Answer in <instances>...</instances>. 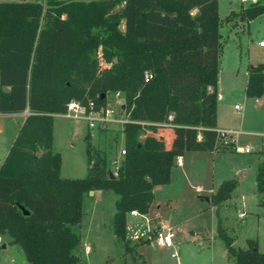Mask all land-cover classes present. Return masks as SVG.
<instances>
[{
    "label": "trees",
    "instance_id": "1",
    "mask_svg": "<svg viewBox=\"0 0 264 264\" xmlns=\"http://www.w3.org/2000/svg\"><path fill=\"white\" fill-rule=\"evenodd\" d=\"M228 13L219 16L217 0H0V113L28 111L0 163V233L10 235L30 264H82L73 226L90 189L117 195L110 227L124 250L147 240L129 245L125 214L147 211L153 187L169 181L182 148L214 143L219 27ZM233 13L245 24L264 13V0ZM146 71L151 76L144 80ZM263 89L264 64L257 62L247 68L243 94L256 97ZM114 91L127 118L115 174L109 176L105 152L86 135V173L60 176L59 153L51 150L52 113L70 99L103 105ZM144 128L156 139H137ZM164 130L178 146L159 144L163 136L156 132ZM254 180L263 194L260 161ZM235 184L234 177L222 179L208 195L215 233L231 264H264L255 237L235 246L223 225L220 204Z\"/></svg>",
    "mask_w": 264,
    "mask_h": 264
},
{
    "label": "rangeland",
    "instance_id": "2",
    "mask_svg": "<svg viewBox=\"0 0 264 264\" xmlns=\"http://www.w3.org/2000/svg\"><path fill=\"white\" fill-rule=\"evenodd\" d=\"M40 1L44 4L45 0ZM243 1L247 3L250 0H217L219 15L225 14L229 9L238 10ZM233 10L229 11L232 14L228 13V22L223 20L228 24H222L220 28L222 48L218 58L217 79L218 89L221 91L218 101L219 118L229 124L230 130L236 131L233 133L234 144L214 142L212 147L216 151L205 155L193 154L186 149L183 151L186 161L181 168L183 172L176 167L171 172L175 175L178 170L179 176L175 175L168 183L153 187L150 206L143 213L144 216L135 218V221L143 223L141 226L137 225L139 231L144 228V218L150 219L148 232L152 236L147 239L144 233L136 238H128L129 245L147 239L129 251L124 250L122 241L110 227L113 202L117 195L108 189L84 192L80 219L73 226L80 234L79 244L73 250L82 264H231L223 240L215 233L214 206L204 199L220 180L229 177L239 179V183L231 191L235 204L233 200H229L219 210L220 215L226 213L229 219L226 232L234 236L233 245L244 246V238L255 234V212L260 213L262 238L259 246L261 249L258 250L263 251L264 206L255 204L253 172L256 158L262 163L264 172V89L259 96L245 97L240 70H244L246 64L258 61L264 63V47L257 43L260 38H264V15L250 19L247 25H241ZM229 24L240 25L237 33L228 28ZM119 27L122 28L121 22ZM115 93L116 91L107 92L105 103L116 106V99L120 98L122 101L120 94ZM234 103H237V108L233 107ZM116 110L117 117L124 115L119 106H116ZM26 112L27 109L21 113H0V162ZM145 130L142 129V132ZM86 135L94 148L105 152L108 170L120 161V149L124 144L122 123L113 121L102 128H88L83 118L53 114L51 150L59 153L60 176L81 177L86 173ZM155 137L151 132H145L144 135L140 132L137 139L145 141L147 138L156 139ZM153 144H157L156 141ZM159 144L164 145L162 140ZM244 147L249 151H242ZM197 186L199 189H196ZM240 194L243 195V206L240 204ZM262 197L264 198V193ZM237 212H243L245 216L239 218ZM131 218L127 212L125 221L129 223ZM154 225L155 228L152 227ZM159 227L175 229L172 247L160 245L156 235H153L155 233L151 234ZM0 237V264H30L20 246L8 242V233H1ZM3 242L7 243L6 247L1 246Z\"/></svg>",
    "mask_w": 264,
    "mask_h": 264
},
{
    "label": "built area",
    "instance_id": "3",
    "mask_svg": "<svg viewBox=\"0 0 264 264\" xmlns=\"http://www.w3.org/2000/svg\"><path fill=\"white\" fill-rule=\"evenodd\" d=\"M257 43L259 45H264V38L259 39L257 41ZM97 56L100 57V52L97 51ZM151 74L146 71L144 73V80H147L148 77H150ZM119 94L117 91L115 93V95ZM115 104L116 106H119L120 108H122V101L120 98L115 100ZM116 106H111V104L108 103H104L103 105H96L94 103V101L92 99H87L85 103L80 102L79 100H75V99H70L66 102L65 104V108L63 111L61 112H57L58 114H61L63 116L66 117H71V118H83L84 120H86L87 126L88 128H102L105 126V124L113 122V121H117L120 123H123L125 121H127V118L125 117V115L121 116V117H117L116 113ZM234 108H237L238 105L234 104L233 105ZM28 113V111L26 112V114ZM140 124H144L146 123L145 121H137ZM215 132V139L214 142L215 143H223V144H228L229 142H233L234 140V134L236 131L230 130V129H224V128H220V129H214ZM197 138H200L199 133L197 132L196 134ZM241 150V149H238ZM242 151H249V149L247 147H244L242 149ZM121 154L124 153V149L121 148L120 149ZM175 162L177 164H180V157L176 156L175 157ZM118 163H114L113 164V168L108 170L109 172H111V174H115L116 171V167H117ZM199 189V188H197ZM129 215L132 216H144L143 213L138 212L136 209H130L128 211ZM145 223L149 222L148 218H144ZM152 227H156V225L152 226ZM148 230H150V227H146V230L143 231H138L137 233L134 234V238L141 236L144 234L147 237V239L149 237H151L152 235L149 234ZM155 233L153 235H156V240L160 245H163L167 248L172 247V243H173V237L175 236V229L173 227H159L157 230H153L151 232Z\"/></svg>",
    "mask_w": 264,
    "mask_h": 264
},
{
    "label": "crops",
    "instance_id": "4",
    "mask_svg": "<svg viewBox=\"0 0 264 264\" xmlns=\"http://www.w3.org/2000/svg\"><path fill=\"white\" fill-rule=\"evenodd\" d=\"M245 5L246 4V2H240V4H239V6L240 5ZM230 10H233V9H229L225 14H223V15H219L220 17H223L224 15H226ZM233 11H237V10H233ZM262 14H260V15H258V16H261ZM263 15H264V13H263ZM258 16H256V17H258ZM255 17V18H256ZM228 22V21H227ZM226 21H224V22H222L221 23V26H222V24H224V25H227L228 23H227ZM241 25H242V21H238ZM232 23V22H231ZM244 24V23H243ZM248 24V22L247 23H245V25H247ZM230 26L228 27L229 29H233L234 30V33H237V30H238V28L240 27V25L239 24H229ZM221 26L219 27V30H220V28H221ZM220 33H221V31H220ZM221 37H222V34H221ZM221 39V38H220ZM260 39H262V38H260ZM222 43V42H221ZM259 45V44H258ZM259 46H261V47H264V45H259ZM258 62H262V61H258ZM255 63H257V62H255ZM263 63V62H262ZM264 64V63H263ZM253 64H251V65H247L246 64V67L244 68V70H240L241 71V78H242V83H241V85H242V91H243V88H244V83H245V78H246V72H247V68L249 67V66H252ZM216 91H217V102H216V106H215V125H214V129H220V128H224V129H229V127H228V123H226V122H223V121H221L220 120V118H219V111H220V105H219V99H220V97H221V91L218 89V79H217V83H216ZM256 99V98H255ZM234 104H237V103H234ZM233 104V105H234ZM18 113H21V112H18ZM53 114H58V113H52V115ZM25 117V116H24ZM24 117H23V119H24ZM23 119H22V121H23ZM22 121L20 122V124L22 123ZM19 124V125H20ZM196 128L197 129H199L200 128V126H196ZM145 132H148V130L146 129L145 130ZM145 132H142L141 131V135L143 134H145ZM199 133V132H198ZM153 134H155V132L153 133ZM156 134H160L159 136H161V134H162V140H163V144L165 145V146H171V145H174V144H172L173 143V141L174 140H177L178 138H174L175 136H174V133L172 132V131H168V130H164V131H159V132H156ZM199 135H200V133H199ZM180 139V138H179ZM178 141V140H177ZM232 144H234V140H233V142H232ZM174 146H178V145H174ZM234 149H236V148H234ZM240 149V148H239ZM185 149H183L182 148V153L181 154H178V155H176V156H179L180 157V164H177L176 162H175V160H174V163H173V165L171 166V170H175V168L176 167H179L180 169L181 168H183L184 167V164H185V153H183V151H184ZM186 150H189V152H192L193 154H207V152L208 153H213V152H215L216 150L215 149H213V147H210V148H207V149H186ZM245 152V151H244ZM175 156V157H176ZM257 157V156H256ZM175 159V158H174ZM2 161V160H1ZM1 163V162H0ZM256 163H257V158L255 159V171H256ZM171 170H170V178H169V181H171V179H172V177L173 176H179L180 174H179V171L177 170L176 172V174L174 175V172L172 171L171 172ZM236 171V170H235ZM255 171L253 172L254 174H255ZM181 172H183V170L181 169ZM236 173V172H235ZM253 174V175H254ZM237 177V176H236ZM235 178V177H234ZM236 179V184H235V186L239 183V179H237V178H235ZM168 181V182H169ZM167 182V183H168ZM254 182V181H253ZM160 185L158 184V185H155L154 187H159ZM234 186V187H235ZM197 188H199V186H197L196 187V189ZM232 191V190H231ZM255 196H256V199H255V204L256 205H258V206H260V207H263L264 205H262V204H260L259 203V201L261 200V199H263V194L262 193H258L257 191H256V188H255ZM208 197V196H207ZM239 199H240V204H241V206H243V195L242 194H240L239 195ZM229 200H233V197H232V194H231V192H230V196L227 198V199H225L221 204V208H222V206H224L225 205V203L227 202V201H229ZM233 202H234V204H235V201L233 200ZM157 205V204H156ZM149 206H150V204H149ZM213 206V205H212ZM237 214H238V217L240 218V217H244L245 216V213H243V212H237ZM132 218L130 219V222L129 223H127L126 221V224H125V229H126V233H125V235H126V237H127V239L129 238V239H132V238H134V234L135 233H137L139 230H138V226L137 225H143V223H142V221H140V220H138V221H135V218H137V215H135V216H132V215H130ZM222 216V220H223V225L225 226V229L227 228V225L229 224L228 222V216H227V214L226 213H224V214H222L221 215ZM239 220H241V219H239ZM150 219H149V222H148V225H147V223H144V228L141 230V231H143V230H146V227L148 226V227H150L149 226V224H150ZM233 222L237 225V222L235 221V220H233ZM260 222H261V219H260V213H258V212H255V234H253L252 236H246V237H254V235H255V238H256V240H257V248H259V246H260V241H261V238H262V236H261V233H260ZM230 225H232V223L230 224ZM229 225V226H230ZM214 227H215V224H214ZM232 227V226H231ZM145 233V232H144ZM1 234V233H0ZM129 234H130V236H129ZM232 236V235H231ZM233 237V239H234V236H232ZM245 237V238H246ZM245 238H244V240H245ZM0 240H1V237H0ZM10 238L8 239V242L10 243ZM233 241V240H232ZM2 247H6L7 246V243L6 242H3L2 243V245H1ZM259 249H261V248H259ZM263 251H264V248H263Z\"/></svg>",
    "mask_w": 264,
    "mask_h": 264
},
{
    "label": "water",
    "instance_id": "5",
    "mask_svg": "<svg viewBox=\"0 0 264 264\" xmlns=\"http://www.w3.org/2000/svg\"><path fill=\"white\" fill-rule=\"evenodd\" d=\"M140 143L139 142H137L136 143V145L138 146ZM108 174H109V176H112V174H111V172H108ZM90 193H92V190L90 189V190H88ZM204 199H206V200H208V197L207 196H204ZM28 211L27 210H25V213H27Z\"/></svg>",
    "mask_w": 264,
    "mask_h": 264
}]
</instances>
